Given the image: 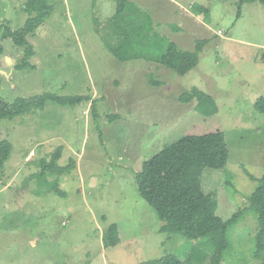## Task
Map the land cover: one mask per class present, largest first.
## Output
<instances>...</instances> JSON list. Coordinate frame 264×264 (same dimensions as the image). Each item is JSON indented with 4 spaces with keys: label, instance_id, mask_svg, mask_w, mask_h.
<instances>
[{
    "label": "rangeland",
    "instance_id": "obj_1",
    "mask_svg": "<svg viewBox=\"0 0 264 264\" xmlns=\"http://www.w3.org/2000/svg\"><path fill=\"white\" fill-rule=\"evenodd\" d=\"M45 1L51 14L28 38L33 69L17 70L24 49L2 41L0 98L11 104L51 94L91 101L49 100L0 121V140L12 146L0 169V264H144L171 254L188 264H263L255 255L260 225L254 211L228 227V245L217 259L219 246L209 238L189 241L160 231L164 223L141 197L136 175L181 138L222 131L228 164L204 170V192L216 197V213L226 222L248 206L264 176V115L255 107L264 98V3L130 0L143 12L139 49L149 56L161 55V40L184 51L208 40L198 66L180 76L155 61L122 62L108 51L104 38L119 40L108 22L115 0ZM26 2L0 0V24L23 27ZM193 89L212 103L203 110L196 99L183 104L179 98ZM59 147L57 166L76 162L66 175L45 167ZM113 224L121 242L106 247Z\"/></svg>",
    "mask_w": 264,
    "mask_h": 264
},
{
    "label": "trees",
    "instance_id": "obj_2",
    "mask_svg": "<svg viewBox=\"0 0 264 264\" xmlns=\"http://www.w3.org/2000/svg\"><path fill=\"white\" fill-rule=\"evenodd\" d=\"M117 12L109 19L119 32L118 41L112 43L106 40L108 51L122 62L136 59L155 61L180 76L187 75L199 64L200 53L203 52L208 40L197 42L194 51L180 50L174 43L167 40L165 49L157 57L149 56L139 49L145 39L139 29L143 27L142 13L130 0H115ZM253 2L256 0H245ZM245 1L241 2L244 3ZM264 3V0H260ZM25 12L28 19L24 26L18 30H12L10 25L0 24V55L4 53L2 41L11 39L15 45L24 49V56L17 65V70L33 69L31 64L35 56V49L28 38L35 37L38 29L46 22L51 14V7L45 0H27ZM203 12V11H202ZM138 15V17L134 16ZM241 11L239 12V17ZM146 18V16H145ZM146 24V21H145ZM174 29V28H173ZM136 35V36H135ZM1 87V76H0ZM183 104L193 100L198 101V108L203 110L212 103V98L198 89L183 94L180 98ZM52 100L66 106H74L84 102H90L89 96L75 98H62L51 94L19 98L13 103L4 102L0 98V121L12 119L31 113L32 110L41 109L46 102ZM256 109L264 115V98H260L255 104ZM114 119L115 117H111ZM63 149L58 148L52 162L45 166L52 173L66 175L76 162L71 160L66 167L57 166L62 156ZM12 146L6 140H0V169L10 159ZM229 150L225 135L222 131L206 135H188L166 147L148 160L141 172L136 175V183L141 197L155 209L158 218L164 223L160 231L168 234H179L189 241H198L209 238L210 243L219 246L216 258L228 245L227 230L230 225H235L242 220L243 214L252 210L256 213L260 231L256 235V257L264 262V176L260 179V185L249 197L248 206L240 209L229 221H224L217 215L218 201L212 194H206L203 189L202 176L206 168L224 170L228 164ZM252 179H255L251 176ZM59 191V187H55ZM118 226L113 224L109 228L108 235L104 238L106 247L119 245ZM144 264H188L171 254ZM264 264V263H263Z\"/></svg>",
    "mask_w": 264,
    "mask_h": 264
},
{
    "label": "built area",
    "instance_id": "obj_3",
    "mask_svg": "<svg viewBox=\"0 0 264 264\" xmlns=\"http://www.w3.org/2000/svg\"><path fill=\"white\" fill-rule=\"evenodd\" d=\"M220 35H221V33H220Z\"/></svg>",
    "mask_w": 264,
    "mask_h": 264
}]
</instances>
